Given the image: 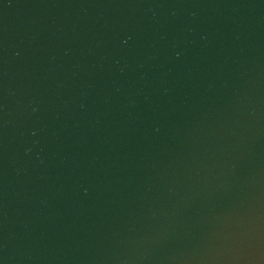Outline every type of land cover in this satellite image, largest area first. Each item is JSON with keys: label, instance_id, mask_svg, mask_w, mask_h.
<instances>
[{"label": "water", "instance_id": "1", "mask_svg": "<svg viewBox=\"0 0 264 264\" xmlns=\"http://www.w3.org/2000/svg\"><path fill=\"white\" fill-rule=\"evenodd\" d=\"M0 264H264V0H0Z\"/></svg>", "mask_w": 264, "mask_h": 264}]
</instances>
